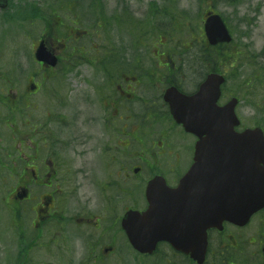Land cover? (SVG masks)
Instances as JSON below:
<instances>
[{
	"label": "flooded vegetation",
	"instance_id": "obj_1",
	"mask_svg": "<svg viewBox=\"0 0 264 264\" xmlns=\"http://www.w3.org/2000/svg\"><path fill=\"white\" fill-rule=\"evenodd\" d=\"M9 7L10 0H0L3 16L8 14ZM60 9L71 16V23L65 24L60 34L49 35L52 28L49 24H44L40 35L24 28L13 29L19 35L15 42L18 50L27 47L24 38L35 53L39 41L45 38L62 65L68 63L62 55L69 47L85 49L78 46L85 32L78 25L89 10L85 9L84 0H63ZM121 9L124 10L122 5ZM112 13L111 20L116 25V13ZM57 23L64 21L57 18ZM3 32H0V264H49L53 260L98 264L117 258L130 261L129 264H264V208L244 224L216 217L215 223L206 229L207 246L201 263L190 251L169 241L158 242L151 253H139L125 237L126 252H118L117 208L143 211L149 206L146 186L139 189L121 184L117 189L118 180L126 183L135 177L148 182L162 175L175 186L195 165L194 207L208 205L217 213L228 204L223 193L236 184L229 177L236 178L239 167L224 165L220 148L199 152V136L187 132L174 120L165 100L169 87L193 93L204 80L187 69L186 61H174L158 48L149 56L141 55L139 46L130 47L133 50L129 51L123 45H93L92 50L103 53L100 58L105 60L98 69L102 82L96 85L92 97L81 98L95 107L85 120L84 110L88 109L83 103L78 110L69 108L73 105L68 102L67 84L64 77L53 75L56 67L33 60L38 70L29 71L25 77L16 76L22 73L21 69L13 72L6 68L2 49L8 47L9 35L4 36ZM227 98L223 90L219 105H224ZM245 128L240 125L236 130ZM132 136L137 139L135 150ZM202 155L209 156L212 161L209 166H197ZM133 158H139L140 165L128 164ZM137 167L140 169L135 172ZM207 175L211 176L208 182L204 180ZM98 178L104 182L99 188L96 212L103 217L89 215V211L78 217L82 210L79 200L87 196L71 193L67 184L60 190L59 181ZM58 191H61L60 204ZM204 194L210 198L204 199ZM71 210L78 211L71 215L72 220L87 224L93 232L84 242L83 251L53 253V245L65 235ZM54 220L59 222V228H53ZM119 232L125 234L122 229Z\"/></svg>",
	"mask_w": 264,
	"mask_h": 264
},
{
	"label": "rangeland",
	"instance_id": "obj_2",
	"mask_svg": "<svg viewBox=\"0 0 264 264\" xmlns=\"http://www.w3.org/2000/svg\"><path fill=\"white\" fill-rule=\"evenodd\" d=\"M104 2V12L107 16L113 15L115 13L121 12L122 16L125 14L134 18L135 22L141 20H146V27L135 29L132 31L131 23H121L118 25H113L108 27L106 30L110 31V36L101 30H93V16L91 14V0H84L85 9L90 8V17L88 10L83 15V20L80 24V28L83 32L84 37L80 39L78 45L84 46V51H88V55L76 54L72 61H80L81 68L72 65L66 71L65 77L68 83V102L69 108L78 110L80 103H83L84 108V119L88 120L91 116L93 109L95 108L92 104L84 103L81 99L83 95L92 97L94 94L95 85L102 82L99 73L95 70V65L90 64L88 61L84 60L81 55H85L87 59L94 60L96 53L92 51L93 45H111L118 44L123 46H128L129 51L136 46L141 47V55L148 54L152 56L155 46H160L161 48H166L168 46L174 47V39L178 40L179 51L184 54L181 57H192L190 52H193L189 46L190 42H186V35L188 32L195 33L194 27L202 26L203 30V20L204 13L206 10H216L222 14L227 19L228 26L234 34L235 41L232 44V48L229 50L232 54H237L233 57L230 63H228L223 72L228 75L229 80L226 85V91H229L232 96H238L240 103L237 106V114L242 119L244 125L252 126L256 121H262L264 123V68L259 70V64L264 66V0H244L240 4L233 6L231 4L221 2L220 0H103ZM61 3V2H60ZM125 3L128 12H125ZM151 3H154L152 5ZM58 0H11V6L9 7V12L11 15L24 12L23 15L29 16V10L34 6L36 8H43L48 12L49 18L54 21L55 16H60L64 20H67L68 15L65 11H62L59 6ZM52 5L58 9L52 11L49 7ZM121 5L124 10L121 9ZM170 9L173 11V17L169 18L164 15V9ZM156 9L157 15L155 18L150 16V10ZM28 12V13H25ZM1 14V13H0ZM56 21V19H55ZM133 22V23H135ZM28 25L26 29L37 33L40 35L41 31L44 29V24L42 20H35L31 24L27 22ZM159 24V27H154ZM162 24V26H160ZM178 24V25H176ZM55 25V24H54ZM154 27V28H153ZM18 28L14 22H3L0 19V32L4 31V36L6 37L8 47L2 49L4 53V59L6 62V68L16 72L21 69L22 73H18L16 76L25 77L28 76L29 71L36 70L37 67L33 63V52L32 47L30 49V42L28 39L22 38L27 43V47H20L18 50V45L16 40L19 35L17 32L14 33L13 29ZM53 28H55L53 26ZM145 30V31H144ZM153 30V32H152ZM158 30V31H157ZM160 30V33L158 34ZM157 31V33H156ZM166 32L164 36L163 32ZM93 32V34H91ZM36 34V38H37ZM142 34V36H141ZM104 35V36H103ZM140 38V39H139ZM141 40L138 43L137 40ZM173 39V40H172ZM143 45V46H140ZM135 46V47H133ZM192 46V45H191ZM175 48V47H174ZM24 49V50H23ZM71 50V49H70ZM69 50V51H70ZM27 51V53H26ZM147 52V53H146ZM101 55V53H99ZM252 61V62H250ZM254 62V64H252ZM254 70H259L254 72ZM81 74V75H80ZM261 77V78H260ZM250 81L252 87H250L251 93L243 97L246 91V81ZM252 88V89H251ZM231 96V95H229ZM75 97V99H73ZM250 100L257 103L255 106L250 103ZM70 110V109H69ZM83 110V109H82ZM119 133L117 132V135ZM135 141V138H133ZM131 162V163H130ZM136 159L129 160L128 164H135ZM135 179V178H134ZM103 178L98 179H88V180H70L68 182L59 181L60 190L67 188L71 193H79L82 196H87L84 200H79L82 210L80 214L86 213L89 215L103 217L102 213L96 212L98 210L97 203L100 199L99 188L103 184ZM123 182H117V189L120 188ZM129 187L138 186L141 187L143 182L140 180H131L125 183ZM58 204L61 200V191H58L57 196ZM76 210L69 211V222L66 224V232L64 237L59 239L58 244L53 245V253H72L77 251H83L84 242L89 238V234L93 232V228L88 227L87 224H80L73 221L71 218L72 214L77 213ZM124 213L123 207H118L116 210V215L121 216ZM53 228H59L60 224L57 220L52 223ZM117 236H118V252H126L125 239L123 234L119 229L117 224ZM71 263V262H70ZM76 264L75 262H73ZM130 261L127 260H106L104 262H98V264H129ZM49 264H66L64 262L59 263L57 260L51 261Z\"/></svg>",
	"mask_w": 264,
	"mask_h": 264
},
{
	"label": "water",
	"instance_id": "obj_3",
	"mask_svg": "<svg viewBox=\"0 0 264 264\" xmlns=\"http://www.w3.org/2000/svg\"><path fill=\"white\" fill-rule=\"evenodd\" d=\"M205 33L212 45L232 40L219 14L209 13ZM36 56L43 62L54 63L56 60L43 47ZM223 82L222 75L210 73L196 93L186 95L172 87L165 97L176 121L187 131L199 135L198 150L210 149L207 142L217 141L224 151V164L237 161L241 182L239 192L230 188L228 195L225 193L228 207L217 213L208 206L192 207L195 166L181 178L177 187L168 186L163 177H155L147 185L149 208L143 212L129 210L122 219V226L136 250L151 252L160 240H169L176 246L187 243L199 247L202 245V231H206L217 215L221 219L245 223L254 212L264 207V131L260 127L235 131L234 127L240 123L235 113L238 99L233 98L222 108L217 104ZM197 163L199 167L201 163L208 165L209 161L200 158ZM204 180L209 181L208 175ZM192 251L194 255L198 252Z\"/></svg>",
	"mask_w": 264,
	"mask_h": 264
},
{
	"label": "trees",
	"instance_id": "obj_4",
	"mask_svg": "<svg viewBox=\"0 0 264 264\" xmlns=\"http://www.w3.org/2000/svg\"><path fill=\"white\" fill-rule=\"evenodd\" d=\"M231 4H237L242 0H224ZM195 30V35L189 31L186 35V42H190L192 45L193 52H190V61L192 63H198L202 66L208 67L209 63L214 66V68H219L221 66V60L226 56V50L231 49L230 47H224L223 45L211 46L207 40L202 36L199 26L193 28ZM230 54L227 53V57L231 58Z\"/></svg>",
	"mask_w": 264,
	"mask_h": 264
}]
</instances>
